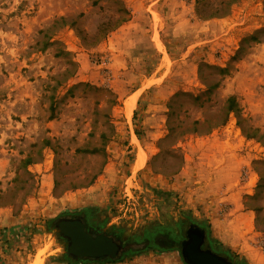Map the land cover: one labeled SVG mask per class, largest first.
I'll list each match as a JSON object with an SVG mask.
<instances>
[{
  "label": "rangeland",
  "instance_id": "374dc122",
  "mask_svg": "<svg viewBox=\"0 0 264 264\" xmlns=\"http://www.w3.org/2000/svg\"><path fill=\"white\" fill-rule=\"evenodd\" d=\"M75 216L129 244L68 256ZM189 224L264 264V0H0V264H187Z\"/></svg>",
  "mask_w": 264,
  "mask_h": 264
},
{
  "label": "water",
  "instance_id": "95a60500",
  "mask_svg": "<svg viewBox=\"0 0 264 264\" xmlns=\"http://www.w3.org/2000/svg\"><path fill=\"white\" fill-rule=\"evenodd\" d=\"M60 235L67 241L66 254L74 259L104 260L117 258L129 243H121L113 236L100 232L91 233L81 216L61 217L55 222ZM206 232L189 224L182 242V255L187 264H238L227 257L203 248Z\"/></svg>",
  "mask_w": 264,
  "mask_h": 264
},
{
  "label": "trees",
  "instance_id": "16d2710c",
  "mask_svg": "<svg viewBox=\"0 0 264 264\" xmlns=\"http://www.w3.org/2000/svg\"><path fill=\"white\" fill-rule=\"evenodd\" d=\"M170 237L171 238L168 241L169 245L167 247L168 248H171V247H179L180 248V243H179L180 241H179L178 237L174 233H172ZM112 261H115V259Z\"/></svg>",
  "mask_w": 264,
  "mask_h": 264
},
{
  "label": "bare ground",
  "instance_id": "6f19581e",
  "mask_svg": "<svg viewBox=\"0 0 264 264\" xmlns=\"http://www.w3.org/2000/svg\"><path fill=\"white\" fill-rule=\"evenodd\" d=\"M134 106V99H130L126 102V109L128 110V112H130L132 110ZM141 153V152H140ZM140 162H143V157L140 158ZM39 262V261H38ZM35 264V263H34ZM37 264V263H36ZM40 264V263H38Z\"/></svg>",
  "mask_w": 264,
  "mask_h": 264
},
{
  "label": "flooded vegetation",
  "instance_id": "af4514ba",
  "mask_svg": "<svg viewBox=\"0 0 264 264\" xmlns=\"http://www.w3.org/2000/svg\"><path fill=\"white\" fill-rule=\"evenodd\" d=\"M205 244H206V240H205V242H204L203 248H207Z\"/></svg>",
  "mask_w": 264,
  "mask_h": 264
}]
</instances>
